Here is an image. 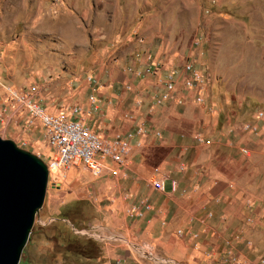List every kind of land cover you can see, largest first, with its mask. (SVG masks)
<instances>
[{
    "label": "rangeland",
    "instance_id": "rangeland-1",
    "mask_svg": "<svg viewBox=\"0 0 264 264\" xmlns=\"http://www.w3.org/2000/svg\"><path fill=\"white\" fill-rule=\"evenodd\" d=\"M146 51L176 66L196 61L207 81L205 102L184 100L172 117L184 119L190 136L206 131L198 124L202 117L207 125L217 122L221 139L232 131L248 135L250 156L231 148L251 168L248 178L256 182L246 186L244 197H258L253 206L264 217V120L257 118L264 112V0H0V135L48 163L53 149L40 125L24 131L23 116L15 128L9 125L16 103L4 85L54 94L55 100L45 101L50 105L67 101L70 89L81 98L83 87L91 95L95 81L114 83L125 100L132 93L119 85L129 78L135 56ZM143 83L138 78L134 84ZM245 123L258 125L259 132L245 131ZM81 168L73 167L62 182L49 181L33 227L37 233L32 229L20 264H99L108 251L125 257L124 264H173L123 235L114 203L102 200L97 180ZM68 237L72 244L63 240ZM256 238L253 259H264V236ZM78 241H94L98 257Z\"/></svg>",
    "mask_w": 264,
    "mask_h": 264
},
{
    "label": "crops",
    "instance_id": "crops-1",
    "mask_svg": "<svg viewBox=\"0 0 264 264\" xmlns=\"http://www.w3.org/2000/svg\"><path fill=\"white\" fill-rule=\"evenodd\" d=\"M141 56H135L132 70H127L129 78H123L124 84L119 85L121 90L132 93L125 100L118 92L120 87L114 83L102 86L97 81L92 83L95 86L89 96L87 87H83L81 98L75 97L79 93L77 88L74 92L70 89L71 97L63 104L56 101L47 105L46 100H55V95L47 92L38 96L34 92V98L51 113L82 107L78 117L104 137L112 139L134 133L131 154L124 169L121 168V175L114 176L108 171L98 177L91 174L97 180L95 189L102 200L114 203L112 208L126 238L149 245L157 255L173 264H220L219 255L223 258L228 249L227 241L239 257L258 261L253 259L258 250H254L252 238L257 243V235L264 236V217L260 206H253L258 197L254 200L244 197L246 186L251 187L256 180L248 178L249 164L236 159L237 152L231 148L248 149L244 146L248 135L232 131L223 141L216 131L217 122L207 125L202 117L198 124L206 131L195 130L190 136L184 119L174 121L175 109L190 98L202 105L205 97L203 102H197V91L185 89L179 81L168 100L157 102L154 99L164 91L159 79H166L169 73L180 77L189 58L176 66L153 57L148 51ZM138 78H144L141 88L134 84ZM105 87L114 88L106 90ZM22 116L25 125L28 114L16 104L9 125L15 128V120ZM139 128H142L141 135L136 134ZM198 134L204 142L196 139ZM174 138H178V144ZM188 140L191 143L186 145ZM221 146L225 148L220 149ZM244 156H250V150ZM108 165L117 168L111 162ZM155 179L164 182L163 190L154 188ZM141 200L147 202L150 209L141 207V216L131 213L133 204L142 206ZM248 217L253 219L251 223L247 222ZM113 252L108 251L99 264H124L127 259Z\"/></svg>",
    "mask_w": 264,
    "mask_h": 264
},
{
    "label": "built area",
    "instance_id": "built-area-1",
    "mask_svg": "<svg viewBox=\"0 0 264 264\" xmlns=\"http://www.w3.org/2000/svg\"><path fill=\"white\" fill-rule=\"evenodd\" d=\"M195 43L198 44L200 41L197 40ZM131 70L132 68H130ZM146 72H150V67L146 69ZM179 81L182 82L185 89L197 91V102L204 101L202 92L207 86V81L203 72L197 67L196 61L190 58L185 62L180 77L169 73L166 79H159V82L164 86V91L154 99L157 102L168 100L176 90ZM4 87L9 98L25 109L28 114L24 129H32L40 124L47 146L53 149V155L47 163L49 181L62 182L68 178L69 171L73 167H84L96 177L101 176L105 171L114 176L121 175L131 154L133 132H128L124 136L117 135L112 139L104 137L88 127L84 120L78 117L83 111L82 107L73 106L68 112L51 113L28 91L15 89L9 85H4ZM257 118L264 120V112H258ZM243 129L254 134L259 132V126L254 123H245ZM136 134L141 135L142 128H139ZM196 139L199 142L205 141L200 134L196 136ZM25 144L26 142L23 143V145ZM242 152L245 155L249 154V150L246 148H243ZM108 162L115 164L117 168L109 166ZM152 184L157 190L164 189V182L161 179L153 180ZM139 204L142 206L133 204L129 211L141 216V207L150 209V205L143 200ZM252 221L251 217L247 218V222L251 223ZM178 233L182 234V231L179 230ZM227 244L228 249L222 258L223 263L264 264V259L255 261L239 257L231 247V242L227 241Z\"/></svg>",
    "mask_w": 264,
    "mask_h": 264
},
{
    "label": "water",
    "instance_id": "water-1",
    "mask_svg": "<svg viewBox=\"0 0 264 264\" xmlns=\"http://www.w3.org/2000/svg\"><path fill=\"white\" fill-rule=\"evenodd\" d=\"M49 185L47 163L0 135V264H20Z\"/></svg>",
    "mask_w": 264,
    "mask_h": 264
},
{
    "label": "trees",
    "instance_id": "trees-1",
    "mask_svg": "<svg viewBox=\"0 0 264 264\" xmlns=\"http://www.w3.org/2000/svg\"><path fill=\"white\" fill-rule=\"evenodd\" d=\"M78 212H80V214H84V213H86V211L85 210H83L82 208H80L79 209V211ZM67 215V214H66ZM68 216V215H67ZM37 229L36 228H34L33 229V233H37V231H36ZM65 242H68L69 244H72L73 242H72V240L73 239H71L70 237H68V238H64L63 239ZM79 242V244H87L86 246L87 247H89V249H87V248H84V251H86V250H92V252L95 254V257L94 258H96V257H98V254L96 255V250H98V249H96V244L94 243V241H78ZM27 252V247L25 248V250H24V253L23 254H25ZM22 260V259H21ZM21 263H23V262H21ZM25 263V262H24ZM26 264V263H25Z\"/></svg>",
    "mask_w": 264,
    "mask_h": 264
}]
</instances>
